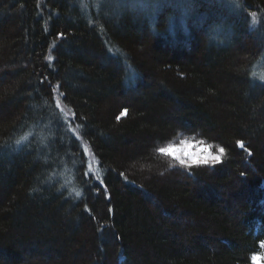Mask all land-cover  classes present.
<instances>
[{"label":"trees","instance_id":"obj_1","mask_svg":"<svg viewBox=\"0 0 264 264\" xmlns=\"http://www.w3.org/2000/svg\"><path fill=\"white\" fill-rule=\"evenodd\" d=\"M239 4L0 0V264H252L264 0ZM177 138L224 163L182 169Z\"/></svg>","mask_w":264,"mask_h":264},{"label":"snow or ice","instance_id":"obj_2","mask_svg":"<svg viewBox=\"0 0 264 264\" xmlns=\"http://www.w3.org/2000/svg\"><path fill=\"white\" fill-rule=\"evenodd\" d=\"M108 2L118 6L120 0H108ZM181 3H186L187 0H179ZM223 8L231 9L233 11L240 10L239 0H216ZM99 7V4L97 5ZM159 8V0H157V9ZM186 15V12H185ZM253 18V24L256 23V13H251ZM183 22V20L181 21ZM175 23V20L170 21V28ZM131 70V69H130ZM134 72V70H131ZM127 110H125L126 112ZM124 113H122L123 115ZM237 145L241 148H245L243 141H237ZM156 151L165 157H171L179 163L182 169H190L195 167H208L214 168L215 166L224 163L226 157V147L219 146L214 150V145L206 143L203 139H181L179 144L167 143L165 146H160ZM251 155V152H248ZM243 175V173H242ZM79 195V193H77ZM255 259V257H253Z\"/></svg>","mask_w":264,"mask_h":264},{"label":"rangeland","instance_id":"obj_3","mask_svg":"<svg viewBox=\"0 0 264 264\" xmlns=\"http://www.w3.org/2000/svg\"><path fill=\"white\" fill-rule=\"evenodd\" d=\"M262 60H264V58ZM60 108L63 110L65 116L67 115V116L70 117V113L62 105H60ZM181 139H185V138H177L176 140L171 141L169 143H174V144L178 145L179 144V140H181ZM188 139L197 140V139H194V138H188ZM216 147H218V146H214V150H215ZM64 175L65 174L62 175L60 173V176L62 177V180L65 181V179H64L65 176ZM253 257H255V259H253ZM251 261H252V264H263L264 263V241L260 243L259 250L252 255Z\"/></svg>","mask_w":264,"mask_h":264},{"label":"water","instance_id":"obj_4","mask_svg":"<svg viewBox=\"0 0 264 264\" xmlns=\"http://www.w3.org/2000/svg\"><path fill=\"white\" fill-rule=\"evenodd\" d=\"M263 186H264V182H263Z\"/></svg>","mask_w":264,"mask_h":264}]
</instances>
